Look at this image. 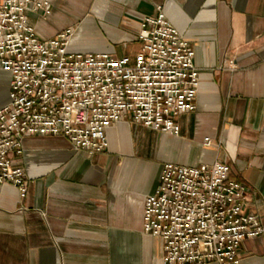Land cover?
Masks as SVG:
<instances>
[{
    "label": "crops",
    "instance_id": "obj_1",
    "mask_svg": "<svg viewBox=\"0 0 264 264\" xmlns=\"http://www.w3.org/2000/svg\"><path fill=\"white\" fill-rule=\"evenodd\" d=\"M49 2L48 15H30L39 37L73 27L70 50L115 56L135 51L140 19L160 7L193 48L195 109L178 117V134L113 123L93 154L60 135H26L14 156L25 197L0 182V264H162V240L142 231V210L167 161L227 163L228 178L246 184L245 211L264 225V0ZM9 83L0 67V106ZM237 253V264H264V234Z\"/></svg>",
    "mask_w": 264,
    "mask_h": 264
},
{
    "label": "built area",
    "instance_id": "obj_2",
    "mask_svg": "<svg viewBox=\"0 0 264 264\" xmlns=\"http://www.w3.org/2000/svg\"><path fill=\"white\" fill-rule=\"evenodd\" d=\"M50 12L49 0H0V67L10 73L9 101L0 106V182L21 198L27 181L14 156L26 135H60L93 154L113 123L128 118L178 134V117L195 109L193 48L160 7L140 19L133 58L70 50L73 27L39 37L30 15ZM228 173L221 161L163 163L142 210V231L162 240V264H237L241 241L264 234L243 207L246 184Z\"/></svg>",
    "mask_w": 264,
    "mask_h": 264
},
{
    "label": "rangeland",
    "instance_id": "obj_3",
    "mask_svg": "<svg viewBox=\"0 0 264 264\" xmlns=\"http://www.w3.org/2000/svg\"><path fill=\"white\" fill-rule=\"evenodd\" d=\"M138 47H136V46L133 47V48H135V51L130 55L132 58L135 56L136 52L138 51ZM72 51H74V50L72 49Z\"/></svg>",
    "mask_w": 264,
    "mask_h": 264
}]
</instances>
